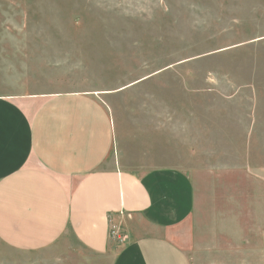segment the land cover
I'll return each mask as SVG.
<instances>
[{
	"label": "rangeland",
	"instance_id": "rangeland-1",
	"mask_svg": "<svg viewBox=\"0 0 264 264\" xmlns=\"http://www.w3.org/2000/svg\"><path fill=\"white\" fill-rule=\"evenodd\" d=\"M13 90L98 92L118 164L198 186L192 263L264 264V0H0V93ZM250 192L257 212L235 196ZM218 196L234 205L223 220ZM111 262L73 235L30 254L0 242V264Z\"/></svg>",
	"mask_w": 264,
	"mask_h": 264
},
{
	"label": "crops",
	"instance_id": "crops-1",
	"mask_svg": "<svg viewBox=\"0 0 264 264\" xmlns=\"http://www.w3.org/2000/svg\"><path fill=\"white\" fill-rule=\"evenodd\" d=\"M115 140L98 92L0 93L2 245L38 253L73 235L111 264H193L201 224L192 176L172 167L126 169L112 157ZM235 196L254 198L257 212V195ZM218 197L210 213L223 220L234 205ZM113 230L127 240L117 242ZM248 231L240 236L256 242L258 232Z\"/></svg>",
	"mask_w": 264,
	"mask_h": 264
},
{
	"label": "built area",
	"instance_id": "built-area-1",
	"mask_svg": "<svg viewBox=\"0 0 264 264\" xmlns=\"http://www.w3.org/2000/svg\"><path fill=\"white\" fill-rule=\"evenodd\" d=\"M112 234H113V236L116 237V241L117 242L123 243V242H125L127 240V236L126 235H122L119 232H117L116 230H113Z\"/></svg>",
	"mask_w": 264,
	"mask_h": 264
}]
</instances>
